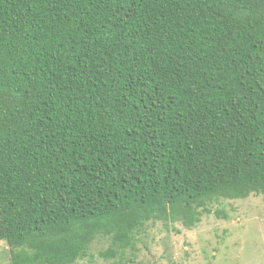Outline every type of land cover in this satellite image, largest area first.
<instances>
[{"label": "trees", "instance_id": "obj_1", "mask_svg": "<svg viewBox=\"0 0 264 264\" xmlns=\"http://www.w3.org/2000/svg\"><path fill=\"white\" fill-rule=\"evenodd\" d=\"M264 194V0H0L9 264L135 248Z\"/></svg>", "mask_w": 264, "mask_h": 264}, {"label": "rangeland", "instance_id": "obj_2", "mask_svg": "<svg viewBox=\"0 0 264 264\" xmlns=\"http://www.w3.org/2000/svg\"><path fill=\"white\" fill-rule=\"evenodd\" d=\"M193 229L181 223H148L135 248L122 257L102 256L111 240L98 237L88 256L76 264H264V194L219 199ZM11 248L0 243V264H9Z\"/></svg>", "mask_w": 264, "mask_h": 264}]
</instances>
